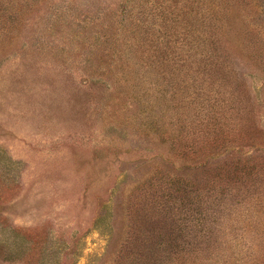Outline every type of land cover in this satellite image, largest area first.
Returning a JSON list of instances; mask_svg holds the SVG:
<instances>
[{
	"label": "rangeland",
	"instance_id": "obj_1",
	"mask_svg": "<svg viewBox=\"0 0 264 264\" xmlns=\"http://www.w3.org/2000/svg\"><path fill=\"white\" fill-rule=\"evenodd\" d=\"M0 264H264V0H0Z\"/></svg>",
	"mask_w": 264,
	"mask_h": 264
}]
</instances>
